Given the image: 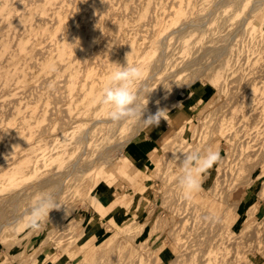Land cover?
I'll return each instance as SVG.
<instances>
[{
    "label": "rangeland",
    "instance_id": "rangeland-1",
    "mask_svg": "<svg viewBox=\"0 0 264 264\" xmlns=\"http://www.w3.org/2000/svg\"><path fill=\"white\" fill-rule=\"evenodd\" d=\"M175 6L182 13L172 17ZM263 16V0H0V198L56 171L68 176L72 162L89 167L70 173L58 210L37 227L25 211L48 189L0 209L1 222L22 214L0 231V264H264ZM114 63L142 70L137 103L166 101L169 128L110 118L101 95ZM100 119L110 121L93 124ZM208 148L220 159L186 198L179 158ZM140 180L143 190H129ZM180 231L190 239L177 250L196 256L175 257L168 236Z\"/></svg>",
    "mask_w": 264,
    "mask_h": 264
},
{
    "label": "clouds",
    "instance_id": "clouds-1",
    "mask_svg": "<svg viewBox=\"0 0 264 264\" xmlns=\"http://www.w3.org/2000/svg\"><path fill=\"white\" fill-rule=\"evenodd\" d=\"M109 76V83L102 90L101 103L109 106V116L113 121L125 118L140 119L145 127L158 126L161 119L167 118L168 110L158 108L152 114L145 116L146 108H142L138 101V93L134 90L135 82L142 78V70L138 66H120ZM220 159L218 151L208 148L203 154L192 151L179 158L182 176L179 186L186 198L201 190V175L212 168ZM58 210V205L52 195L40 196L36 203L27 211L24 220L31 226L37 227L39 222L49 217V213Z\"/></svg>",
    "mask_w": 264,
    "mask_h": 264
},
{
    "label": "bare ground",
    "instance_id": "bare-ground-1",
    "mask_svg": "<svg viewBox=\"0 0 264 264\" xmlns=\"http://www.w3.org/2000/svg\"><path fill=\"white\" fill-rule=\"evenodd\" d=\"M173 1H176L177 3H181V0H173ZM264 1V0H263ZM255 1H253V3H254ZM257 3V2H256ZM256 3H254V4H256ZM252 4V3H251ZM260 4V3H259ZM258 4V5H259ZM241 6V5H240ZM252 6H253V4H252ZM251 6V7H252ZM177 9H174L173 8V10L172 11H170L169 13L171 14V12H172V17H174V16H179L181 13H182V9H181V7L180 6H175ZM253 8V7H252ZM252 8H250V9H252ZM253 11V10H252ZM250 12V11H249ZM174 15V16H173ZM264 17V16H263ZM176 30V29H175ZM147 45V44H146ZM145 45V46H146ZM148 46H150V44L149 45H147V47ZM224 47H225V45H223ZM151 47H153V45L151 44ZM224 47H221V48H224ZM148 49V48H147ZM224 49H226V48H224ZM224 49H222V51H224ZM136 55L135 54H131V57H135ZM135 58H137V59H139V60H142V58L143 57H139V56H136ZM216 59V58H215ZM216 61V60H215ZM211 62H213L214 63V60H212ZM210 62V63H211ZM214 79H215V83L217 82V78H218V75H216V76H214L213 77ZM145 80V79H144ZM147 80V79H146ZM182 86V85H181ZM184 86V85H183ZM177 92V91H176ZM170 95V94H169ZM167 99L169 98V97H166ZM165 97H164V99H166ZM162 100L163 102L165 101V100ZM166 102V101H165ZM165 102L164 103H162V105L163 104H165ZM168 102V101H167ZM161 103L160 104H154L153 105V108L152 109H150V110H146V112H145V116L147 115V114H149V113H152V112H154L155 111V109L157 108H161ZM174 109H173V107H170V108H168V113H167V118L164 120V122H163V127L164 128H169L170 127V121L171 120H169V113L171 112V111H173ZM107 121H110V120H103V119H100V120H94V122H93V124H98V123H100V122H107ZM142 124V121L140 120V119H137L136 120V125H138V126H140ZM110 127V126H109ZM109 127H107L108 129H109ZM84 131H86V130H84ZM84 131H82V133L84 132ZM221 131V130H220ZM80 132V131H79ZM87 132V131H86ZM181 133H184V131H182ZM77 135H79V136H81L80 134H77ZM78 136V137H79ZM84 136V137H83ZM136 135H134L132 138H134ZM78 137H76L77 139H78ZM83 139H88L87 138V136H86V133H84V134H82V136H81ZM75 138V139H76ZM83 139H78V140H80V141H82ZM77 140V141H78ZM132 139H127V140H125V141H118L117 143H115V145H118V148H120L121 147V150L123 149V147H124V145L126 144V143H129L130 141H131ZM76 141V140H75ZM80 141H78V142H80ZM228 141V140H227ZM114 146V145H113ZM28 146H26V148H27ZM116 147V146H115ZM24 148V150H30V148ZM108 148V147H107ZM104 149H106L105 147H104ZM135 152V154L134 155H137V151L135 150L134 151ZM37 156H39V155H37ZM59 156L60 155H58L57 156V159H59ZM144 156V159H145V157L147 156L146 154H144L143 155ZM48 157V156H47ZM51 158H52V155H51ZM60 158H61V156H60ZM47 159V158H46ZM46 161V160H45ZM70 162V161H69ZM69 164H71V163H69ZM68 164V165H69ZM65 168V167H64ZM87 168H89V167H86L85 169H82V168H79L78 166H77V163L76 162H72V164L71 165H69V167H68V169H67V175L68 176H70V173H72V172H74V173H80V172H83V171H85ZM3 169H6V171L7 172H9V171H11V170H13L14 169V165H13V163L11 164V165H8V168H3ZM78 169H80V170H78ZM214 170V167L212 166V168H210V172H212ZM1 172V171H0ZM57 172V171H56ZM56 172H54L55 174H52L51 176L49 175V176H45V177H40V178H42V179H39V181L36 179L35 180V182L36 183H34L35 185H34V187H36V188H38L37 190H41V189H48V190H50V194L49 195H52L53 197H54V199L56 200L60 195H61V193L63 192V187L65 186V184L68 182V179H71V178H69L68 176H66V174H63V173H56ZM62 172V171H61ZM63 172H64V170H63ZM65 172V173H66ZM49 174V173H48ZM6 174H3V173H0V191H2V190H4V185H6V180H3L2 178L5 176ZM19 175H20V173H19ZM209 172L205 175V176H203V177H200V183L201 184H203V182H202V180H204V178L207 176V177H209ZM68 178V179H67ZM130 179L128 176H124L123 178H122V180H126V179ZM106 185H108V187H111V176H108V179H106V180H104L103 181ZM143 185V182H142V180H140L139 182L138 181H134V184L133 185H131V187L129 188V190H131V189H135V188H137L139 191L142 189L143 190V188H144V186H142ZM33 187V184L31 183V184H29V185H26V183H22L17 189H14V195H13V197L11 198V200H13V201H11V200H9V198L8 197H6V199L4 198V199H1L0 198V209L1 208H3L4 206H6L7 204H9V206H15V207H17L16 205H13V204H15V203H13L14 202V200H16V199H21V197H23V196H25V194H26V192L30 189H33L34 188ZM35 188V189H36ZM131 192H133V191H131ZM29 193V192H28ZM27 193V194H28ZM32 193V192H31ZM35 195V194H34ZM28 197V196H27ZM8 198V199H7ZM210 199H211V197H209ZM209 198L208 197H206V199L205 200H203V202H204V204H206V203H210V202H208V200H209ZM22 200V199H21ZM20 200V201H21ZM169 201V200H168ZM167 201V202H168ZM16 203H17V200L15 201ZM13 203V204H12ZM98 203H99V201H98ZM171 203H173V201L171 202ZM203 205V204H202ZM217 207L216 208H218V205H216ZM32 207V206H31ZM103 207L104 206H102L101 205V203H99V205H98V209H103ZM170 208V210L168 211V213L170 212L171 213V211H172V209L174 208L173 206L172 207H169ZM178 208V207H177ZM16 209V208H15ZM15 209H14V211H15ZM28 209H30V207L28 208ZM179 209V211H178V213H180V217L182 218V220H187L188 219V217L186 216V213H187V211H184V208H182V207H179L178 208ZM27 210V209H26ZM192 210L194 211V212H196L197 213V215H198V225H199V228H202L204 225H205V219H204V215H203V212H202V210L198 207V205L197 206H193V208H192ZM13 211V212H14ZM23 213V212H22ZM25 213H27L26 211H25ZM121 213H122V217L124 218V216L127 214V212H126V209H123L122 211H121ZM18 215V216H17ZM20 215H22V214H12L9 218H6L5 220H3L4 222H1L0 221V231H3L6 227H11V228H13L14 226H16L17 224H18V220H20ZM170 215H172V214H170ZM169 215V216H170ZM170 218H171V216H170ZM248 218H250V217H248ZM247 218V219H248ZM108 219H109V221H111V223H113V217L112 216H109L108 217ZM177 219H175V218H173L172 219V221H173V224L176 226V228H178L180 225L181 226H183V222H181L180 220H179V224L177 225L176 223H175V221H176ZM108 223V222H107ZM188 223L190 224V221H188ZM109 224V223H108ZM171 224V229H169V232L171 231V230H173V229H175L172 225V223H170ZM106 225V224H105ZM113 225H115V224H113ZM159 225H161V224H159ZM118 226V225H117ZM116 225H115V227H117ZM105 227V226H104ZM161 227V226H160ZM155 229H156V227H155ZM114 231H116L115 229H114ZM115 233H117V231L115 232ZM114 233V234H115ZM180 233H181V231H180ZM180 233H175V234H173V233H169V235L170 236H168L169 238H170V241H172L171 242V244L172 245H176V246H174V248H172L173 250H174V253L176 254V258L177 259H181V258H185L186 259V257H183V255L182 254H184L185 256H187V258L191 255V256H196V254H193V253H183V252H181V251H178L179 249H178V247L179 246H177V245H180V243L182 242V241H188L190 238L187 236H184V234L183 233H181V234H183V237H181L180 236ZM199 234V233H198ZM197 234V235H198ZM185 239V240H183V239ZM158 238H156V240H157ZM110 241V240H109ZM108 241V242H109ZM150 241H154V239H152V240H150ZM107 243V241L105 240V242H100V244L99 245H101V247H103V250H106V248H104V246L105 245H107L106 244ZM69 244H70V242H69ZM83 244H84V241H83V243L81 244V246H79V250L80 249H82L83 248ZM99 245H96V243L94 242V241H92V243H91V247L90 248H92L93 249V247L95 246V248H97ZM70 245H68V247H69ZM108 246H109V244H108ZM68 247H66V250H67V248ZM107 247V246H106ZM108 248V247H107ZM178 249V250H177ZM63 251L65 252V250L63 249ZM108 252V251H107ZM78 253H79V251H78ZM206 252H204L203 254H205ZM190 254V255H189ZM203 254H201V255H199V258L201 257V256H203ZM206 254H208V255H204L205 257H208V258H205V259H210L211 258V254H209V253H206ZM168 255H171L170 253H168ZM39 256H41V255H39ZM182 256V257H181ZM204 256H203V258H204ZM210 256V257H209ZM236 256H237V253H236ZM221 257V256H220ZM46 258H48V257H46ZM190 258V257H189ZM202 258V257H201ZM36 259H37V257H36ZM36 259H34V261L32 262V264H36L37 263V260ZM45 259V258H44ZM31 264V263H30ZM54 264H57V262L56 263H54ZM74 264H77V262L76 263H74Z\"/></svg>",
    "mask_w": 264,
    "mask_h": 264
}]
</instances>
